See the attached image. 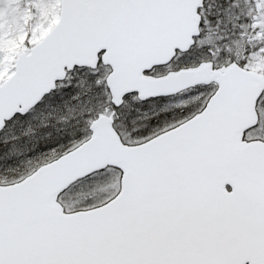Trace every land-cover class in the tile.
Returning <instances> with one entry per match:
<instances>
[{"label": "snow or ice", "instance_id": "obj_1", "mask_svg": "<svg viewBox=\"0 0 264 264\" xmlns=\"http://www.w3.org/2000/svg\"><path fill=\"white\" fill-rule=\"evenodd\" d=\"M0 264H264V0H0Z\"/></svg>", "mask_w": 264, "mask_h": 264}]
</instances>
